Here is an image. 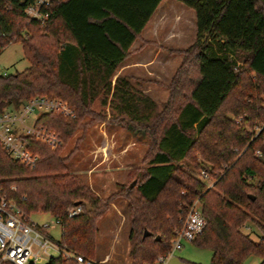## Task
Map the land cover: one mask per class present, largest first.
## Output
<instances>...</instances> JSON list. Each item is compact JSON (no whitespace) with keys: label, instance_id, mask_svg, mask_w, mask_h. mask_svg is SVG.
Wrapping results in <instances>:
<instances>
[{"label":"trees","instance_id":"obj_1","mask_svg":"<svg viewBox=\"0 0 264 264\" xmlns=\"http://www.w3.org/2000/svg\"><path fill=\"white\" fill-rule=\"evenodd\" d=\"M161 1L54 0L40 21L24 12L32 0H0V51L19 42L28 62L21 72L0 75V113L43 94L75 111L36 118L37 127L58 134L54 150L21 136L38 156L33 168L0 147V194L27 215L58 220V244L86 258L94 253L97 222L124 199L129 264H153L165 253L196 200L205 226L192 244L211 251L209 264H244L252 255L264 264V0H174L194 12L195 40L168 50L181 59L158 109L140 81L112 77ZM96 101L109 110L105 124L149 142L145 167L104 199L68 172L77 141L60 155L85 129L84 119L105 121L92 108ZM76 202L81 211L68 217ZM46 264L76 263L56 256Z\"/></svg>","mask_w":264,"mask_h":264},{"label":"rangeland","instance_id":"obj_2","mask_svg":"<svg viewBox=\"0 0 264 264\" xmlns=\"http://www.w3.org/2000/svg\"><path fill=\"white\" fill-rule=\"evenodd\" d=\"M170 2H172L173 7L167 6ZM160 6L162 8L167 6L163 13H193L192 10L174 0H162L159 8ZM174 19L175 16L172 14L166 20V23H169V26L172 27L176 22ZM189 19L190 16H184L183 28L186 35H189L190 30ZM185 46L179 45V47ZM150 56L159 60V58L162 59L164 57V52L157 50V47H153L149 54ZM174 58L179 63L180 57L175 56ZM27 67L28 62L23 57L22 47L19 42L10 43L0 51V75L21 72ZM169 70L167 72L163 71L165 78L169 75ZM163 92V97L160 93H154L158 109H160V104L166 98L167 91L164 89ZM37 96L46 95H35L33 97ZM51 97L55 98L54 96ZM71 107L74 109L73 106ZM92 108L96 112L105 114V121L99 122L98 119H95L93 123H90L89 118L84 119L82 122L86 124L85 129H79L73 134L61 150L60 155L66 156L73 149L77 141V149L67 162L68 172L84 182L89 188V183L92 184L96 192L90 189L100 198L104 199L116 192L119 186L128 184V182L137 176L138 170L145 167V163L142 160L149 142L147 138L138 140L120 125H117L116 129H112L111 126L105 124L104 122H107L109 117V110L107 107H100L98 101L93 104ZM38 114V112L31 113L26 119V123L32 125ZM236 120L238 121L239 119ZM257 131L258 127H254L253 132L256 134ZM48 132L55 133L57 143L55 145L41 143L50 150L60 147L61 140L56 131L50 130ZM130 171L132 173L131 176L129 178H127V175L124 177V173H129ZM211 185L212 182L209 181L208 186ZM29 219L37 225L48 224V234L54 241H59L60 226L54 223L53 218L49 214L35 212L29 214ZM244 232L248 233V230L245 229ZM250 238L254 242L258 240L254 233H250ZM129 249L127 205L124 199L117 198L111 203L109 210L97 222L94 253L89 259L98 262L104 261V264H129ZM211 255L212 253L208 248L198 247L192 243H184L182 248L171 258L169 264H209ZM49 256L56 257L57 255L55 251H49V255L43 256L41 262L38 264H46ZM259 261L260 259L257 256L252 255L244 261V264H258Z\"/></svg>","mask_w":264,"mask_h":264},{"label":"built area","instance_id":"obj_3","mask_svg":"<svg viewBox=\"0 0 264 264\" xmlns=\"http://www.w3.org/2000/svg\"><path fill=\"white\" fill-rule=\"evenodd\" d=\"M54 0H32L25 6L24 12L30 19L44 21L47 18V8ZM54 113L63 117H74V109L65 101L47 96H37L26 100L18 108H7L0 113V147L13 160L21 165L33 168L38 156L30 152L21 136L31 138L48 145H55L57 137L54 132H48L42 127L26 123L31 113ZM206 178L204 173L201 174ZM81 211L80 206L68 210L67 216L72 217ZM54 223L60 226L58 220ZM205 218L199 211L198 202L193 201L186 209L180 228L174 231L169 249L158 254L153 264H169L174 254L184 243L192 241L202 233ZM49 225H37L30 221L27 215L11 200L0 194V264H38L49 251H55L57 256L73 259L76 264H104V261H93L73 251L61 247L48 234ZM52 256H49V258ZM48 258V259H49Z\"/></svg>","mask_w":264,"mask_h":264},{"label":"crops","instance_id":"obj_4","mask_svg":"<svg viewBox=\"0 0 264 264\" xmlns=\"http://www.w3.org/2000/svg\"><path fill=\"white\" fill-rule=\"evenodd\" d=\"M159 5L141 31L139 38L133 42L129 50L130 55L119 65L112 77V82H114L116 77H126L132 83L136 80L140 81L141 92L155 102L157 101L155 100L154 93H160L162 97L164 96V89L167 91L165 85L169 83L174 71L180 64V60L178 63L177 59L174 58L175 56L180 57V55L170 54L168 50L184 49L195 40V17L193 11V13L188 10L187 11L190 13H163L167 6L173 7L172 2L163 8L161 6L159 8ZM172 14H174V20H176V22L171 27L169 23H166V20ZM186 15L190 16L189 35H186L183 28L184 16ZM179 45L186 46L179 47ZM153 47H157V50L164 52V57L162 59L159 58V60H156L151 58V56L149 57ZM168 70L169 75L165 78L163 71L167 72ZM111 127L112 129L117 128L116 126ZM127 174L128 172H125L124 177H126ZM89 186L94 191L93 185L89 183Z\"/></svg>","mask_w":264,"mask_h":264},{"label":"water","instance_id":"obj_5","mask_svg":"<svg viewBox=\"0 0 264 264\" xmlns=\"http://www.w3.org/2000/svg\"><path fill=\"white\" fill-rule=\"evenodd\" d=\"M74 205L77 206L78 205V202H76Z\"/></svg>","mask_w":264,"mask_h":264}]
</instances>
